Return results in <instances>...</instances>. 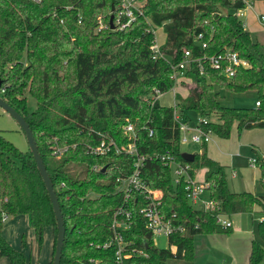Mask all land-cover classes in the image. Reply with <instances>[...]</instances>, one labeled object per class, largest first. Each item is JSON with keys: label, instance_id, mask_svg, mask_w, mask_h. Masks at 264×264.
Returning a JSON list of instances; mask_svg holds the SVG:
<instances>
[{"label": "trees", "instance_id": "trees-1", "mask_svg": "<svg viewBox=\"0 0 264 264\" xmlns=\"http://www.w3.org/2000/svg\"><path fill=\"white\" fill-rule=\"evenodd\" d=\"M223 8L234 12L225 14ZM245 8L243 0H145L144 16L120 30L119 0H44L40 5L0 0V97L29 124L53 182L66 227L61 264H116V246H103L113 238L112 223L124 203L117 179L133 173L136 159L113 152L88 154V147L102 139L119 146L136 142L143 156L174 155L178 162L190 164L193 178L205 169L208 194L216 202V210L210 212L195 208L187 198L186 181L175 186L169 167L147 160L143 180L162 190L163 211L176 213L177 223L186 231L171 236L169 248H158L140 214L147 201L135 193L129 202L130 226L121 229L125 241L133 243L125 251L130 264H193L197 235L233 232V227L218 223L219 214L231 218L256 208L264 214V196L232 191L226 167L208 156L207 144L194 162L182 158L175 120L176 109L187 121L193 112L200 118L214 116L217 122L201 127L221 139L231 137L235 124L239 132L264 129V56L238 16ZM113 13L115 28L110 24ZM147 18L166 35L163 57L156 60L151 51L154 27ZM199 35L206 49L197 41ZM227 50L250 67L229 78L208 66L201 74L192 64L185 76L195 86L187 97L176 94L177 108L160 101L153 104L155 90L167 94L176 88L172 65L182 62L185 52L199 58ZM216 87L232 93L256 92L260 106H224ZM30 99L36 102L34 109ZM129 124L136 139L125 130ZM57 147L66 148L61 156L55 154ZM257 160L264 185V157ZM3 215L8 220L28 216L40 247L51 229L55 255L57 222L33 154L30 149L21 151L0 132V258L9 264H28L26 255L4 237ZM258 232L262 243L252 241L251 264H264V218Z\"/></svg>", "mask_w": 264, "mask_h": 264}, {"label": "built area", "instance_id": "built-area-1", "mask_svg": "<svg viewBox=\"0 0 264 264\" xmlns=\"http://www.w3.org/2000/svg\"><path fill=\"white\" fill-rule=\"evenodd\" d=\"M13 1H26L33 4L40 5L44 0H13ZM248 3V0H243ZM145 5V0H119V10L118 16L116 17V23L120 26V30H124L134 23L139 17L144 16L143 8ZM260 21L264 24V14L260 17ZM149 25L152 22L146 19ZM102 28V27H101ZM154 34H156L154 27ZM203 36L199 35L197 41L202 44L203 49L207 48V44L202 42ZM161 46L155 39L154 44L151 46V51L153 52V59L156 60L163 57L161 53ZM192 64H197L200 68V73L203 74L205 67H209L213 70L222 72L225 76L232 78L236 74L237 70L240 68L250 67V63L239 57L237 53L227 50L225 53L213 55V56H203L199 58L192 57V54L187 51L185 52L184 59L177 65H172L174 70L172 78L176 80L177 84H181L184 79H186L185 71L192 67ZM174 92V105L177 108L176 103V92ZM164 94L159 90H155L152 95L153 104L156 101H160ZM260 106V102H257L256 107ZM175 120L179 123L181 132V144L192 142L200 145L209 144L215 135L211 132H205L201 127L207 122H211L209 119L201 118L197 123L195 128H191L189 121L183 120L176 109ZM127 132L134 134L133 124L127 125ZM153 135V130H150V136ZM55 154L61 156L66 148L62 149L57 147L55 149ZM115 153L116 155L127 154L129 156L135 157L134 170L133 173L128 177H120L117 182L120 183L119 190L124 192L125 198L123 205L117 210L113 223V238L106 243L103 248L108 249L112 246H116V264H130L128 262L129 255L125 254L126 249L132 246V242H126L121 229L128 228L130 226L129 221L132 218V213L129 209V202L133 199L135 193H140L144 195L147 204L141 208L140 214L146 220V227L150 233L154 236H165L168 239L176 234H183L186 229L182 224L177 223V214L172 213V215H167L162 209V198L163 192L160 189L151 188L142 178V168L147 160H158L163 165L169 167L172 170V180L173 184L177 186L183 179L186 181V191L187 198L192 206L197 209L204 210L207 212L216 210V202L209 197L208 187L209 185L204 182H199L195 178L191 177L190 172L192 167L190 164H184L178 162L174 155L169 153L160 154L154 153L150 156H143L139 154L136 142L130 143L128 146H119L116 142H107L105 139L97 146H89L88 154L96 156H105L110 153ZM258 160L257 158L250 160V166L252 168H257ZM97 170V167H94ZM123 220H120V217ZM218 223L225 228H232V222L223 214L218 215ZM3 221L6 223L8 217L3 215Z\"/></svg>", "mask_w": 264, "mask_h": 264}, {"label": "rangeland", "instance_id": "rangeland-1", "mask_svg": "<svg viewBox=\"0 0 264 264\" xmlns=\"http://www.w3.org/2000/svg\"><path fill=\"white\" fill-rule=\"evenodd\" d=\"M222 11L225 14L234 12L225 8H223ZM262 14H264V0H248L246 8L238 12L239 18L244 22L245 27H248V31L251 32L252 39L260 44V52L264 56V24L259 18ZM155 31V37H157L158 42L163 43L165 41L164 29L159 27L155 28ZM194 86L195 84L192 81L183 82L176 85L177 92H175L182 97H187L189 91ZM216 90L220 94L221 103L227 107L252 108L258 100L257 93L253 91L232 93L218 87H216ZM173 100L175 101L174 92H169L160 100V104L170 107ZM30 107L32 109L36 107V102L33 99H30ZM200 119V116L196 113H190V127L195 128ZM209 120L217 122V118L214 116L209 118ZM0 132L21 151H29V144L25 133L16 120L2 108H0ZM238 132V126L234 125L232 133L237 134ZM208 147L213 149L214 154L225 158L227 163H230V157L226 154L228 151L221 152L217 149L216 145L212 143H210ZM201 150V145L197 143L188 142L182 144L183 153L198 154ZM249 158L254 159L256 156L252 148L248 146L242 151L241 156L236 158L235 168L238 171V176L232 178L231 169H226L229 185L232 190L237 193L251 192L258 196H264L261 169H250L248 167ZM204 174V170L198 171L197 179L199 181L203 180ZM253 214L255 215L254 223L248 217L242 219L241 217L232 218V220H234V228L231 234L197 235L194 239L195 254L193 264H251V244L253 240L262 243L258 232V224L264 218V214L258 208L254 210ZM22 220L23 219L15 218L5 223L4 229L7 231V241L16 250L22 251L26 255L28 264H46L50 256V254H48L49 246L46 237H44V242L40 247L30 225V220L27 222H23ZM18 222H21V224L18 225ZM154 239L155 245L158 248H169L168 237L155 236ZM24 241L28 243L27 246L24 245ZM53 258L54 254L52 255V262L54 260ZM0 264H9V261L6 258H0ZM170 264L188 263H174L172 261Z\"/></svg>", "mask_w": 264, "mask_h": 264}, {"label": "crops", "instance_id": "crops-1", "mask_svg": "<svg viewBox=\"0 0 264 264\" xmlns=\"http://www.w3.org/2000/svg\"><path fill=\"white\" fill-rule=\"evenodd\" d=\"M245 28L248 30L247 26ZM165 40H166V35H165ZM164 42L163 43H159V44L163 45ZM183 82H191V80L186 78V79L183 80ZM175 91L177 92V88L175 89ZM165 95L166 94H164L162 96V98H164ZM257 102H258V100L255 102V104H254V106L252 108H256ZM173 105H174V100H173V103H172L171 106H173ZM217 140H218V142H217ZM210 143L216 145L217 149H219V151H221V152L228 151L226 154H227L228 157H230V163H227L225 158L214 154L213 149H210L208 147V145ZM210 143L206 145V150H207L208 156L212 160L217 161L220 164H222L223 166H225L226 169L227 168L231 169L232 178H236L238 176V171L235 168L236 158L241 156L242 151H244L246 149V147L249 146V147L252 148V151L255 154L256 158H258V156L263 158V156H264V129L244 130L242 132H238L237 134L231 133V137L229 139H221V138H219L217 136H214L213 140ZM202 146L203 145H201V147ZM201 152H202V150H201ZM251 159L252 158L248 159V167L250 169H257V168H252L250 166V160ZM201 170H204V172L206 173L205 169H201ZM201 170H198V171L200 172ZM198 171H197V174H196V178L198 176ZM203 181H205V174H204L203 180H201L199 182H203ZM231 190H232V188H231ZM253 213H254V211L252 213L237 214V215L232 216L231 218H229V217H227V218L232 222L233 228H234V220H232V218L241 217V219H242L244 217H248L254 223L255 215ZM15 218L23 219L22 220L23 222H27L29 220V217L26 216V215L9 218V220L10 219L13 220ZM17 224L20 225L21 222H18ZM4 228H5V226H4ZM3 234H4V237L7 239V237H6L7 236L6 229L3 230ZM44 237H46V239L48 241V246H49L48 254H50L49 259H47V263L46 264H50L52 262L53 246H54V236H53L52 230L51 229H47L46 232H45V236ZM27 245H28V243H26V246Z\"/></svg>", "mask_w": 264, "mask_h": 264}, {"label": "water", "instance_id": "water-1", "mask_svg": "<svg viewBox=\"0 0 264 264\" xmlns=\"http://www.w3.org/2000/svg\"><path fill=\"white\" fill-rule=\"evenodd\" d=\"M112 11L113 12L115 11L114 7L112 8ZM114 19H115V15L113 13L110 18V24L112 28H115ZM0 108H2L10 116H12L16 120V122L19 124L23 132L25 133L28 144H29V149L33 154L38 171L48 191L50 201L52 203L53 211L55 214L56 222H57V241H56V248H55L53 264H61L64 242H65V237H66V227H65V222L63 219L59 199L55 191L53 182L49 176L44 160L42 159L41 154L39 152L33 132L29 124L27 123V121L23 118V116L19 112H17L13 107H11L2 97H0ZM182 158L187 162H194L196 158V154L183 153Z\"/></svg>", "mask_w": 264, "mask_h": 264}]
</instances>
